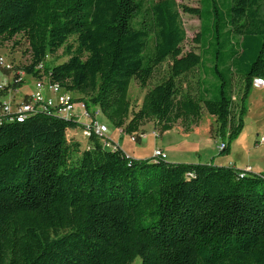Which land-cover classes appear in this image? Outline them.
<instances>
[{
    "label": "trees",
    "instance_id": "1",
    "mask_svg": "<svg viewBox=\"0 0 264 264\" xmlns=\"http://www.w3.org/2000/svg\"><path fill=\"white\" fill-rule=\"evenodd\" d=\"M197 2L181 8L199 21L198 53L182 51L175 0H0V44L21 36L24 75L77 94L73 104L131 136L148 122L187 134L205 112L228 155L253 80L264 81V0ZM59 50L66 61L47 66ZM166 62L132 113L131 83L145 89ZM13 78L5 91L23 85ZM82 128L0 117V264H264V176L135 160L93 136L81 148L66 132Z\"/></svg>",
    "mask_w": 264,
    "mask_h": 264
},
{
    "label": "rangeland",
    "instance_id": "2",
    "mask_svg": "<svg viewBox=\"0 0 264 264\" xmlns=\"http://www.w3.org/2000/svg\"><path fill=\"white\" fill-rule=\"evenodd\" d=\"M158 0H141V3L145 9ZM178 5V13L180 17L181 26L185 32V40L183 41L181 48L183 53L194 52L198 53L197 46L192 42L193 38L199 31V21L195 16L186 14L181 7L196 8L198 6L197 0H175ZM18 43V44H16ZM74 39H69L67 44H73ZM0 58H3L5 63H9L12 66V70H5L0 67V86L3 88V92L0 95V101L4 102L3 95L12 94L10 91H5V87L13 82V75L15 72H22V68L29 64V56L27 54V44L21 36H17L12 41L0 44ZM66 61V58L62 55V50L57 51L54 56H49L46 59L47 66L52 67L59 65ZM167 62L164 63L154 77L150 80L145 89H141L135 82H132L129 87L128 100L130 104V111L137 112L142 105V101L145 93L151 89L154 85L160 83L163 76L166 74ZM23 85L19 88L18 92L14 94V100L9 101L11 103L20 102L21 95L23 93H31L33 91V79L26 75L21 77ZM261 82L263 80L256 79ZM255 89L251 90L246 100V112L243 117V129L238 138L233 141L237 144L233 147L230 160L233 162L240 154V150L249 153V164L252 167L257 165L258 167H264V143H255L260 138H264V89L258 83H255ZM1 92V91H0ZM68 95L76 100L79 98L77 94L68 93ZM7 101V100H6ZM74 106H78L75 103ZM76 107L73 111L75 121L80 125H87L88 120L81 117L80 109ZM99 122L107 127V136L112 134L113 138H109L115 145L125 153H129L128 150L133 148H139V154L149 159L151 153L156 149L160 150L166 157V162L176 163H209L215 157H219L223 162L228 155H219L218 145L222 142L220 138L216 136V124L215 119L205 112L202 114L201 120L197 127H193V132L187 134L183 133L180 123H177L172 129L162 132L159 137H154L155 131L154 122H148L140 131L134 135L136 142L131 141V135L125 133H119V130L111 125L110 122L105 120L102 116L98 118ZM78 133V132H77ZM80 133V130H79ZM145 135L143 140H140L138 136ZM140 140V141H139ZM114 146L108 148L112 150ZM134 159V158H133ZM214 165V164H213ZM264 169V168H263ZM140 259L137 258L132 264H139Z\"/></svg>",
    "mask_w": 264,
    "mask_h": 264
},
{
    "label": "built area",
    "instance_id": "3",
    "mask_svg": "<svg viewBox=\"0 0 264 264\" xmlns=\"http://www.w3.org/2000/svg\"><path fill=\"white\" fill-rule=\"evenodd\" d=\"M0 67L5 70H12V66L9 63H5L3 58H0ZM37 70H40L42 73L43 67L39 65ZM14 75H17V82L22 81L21 77L24 76L22 72H15ZM13 75V77H14ZM33 91L31 94L26 95L23 100L16 103L11 102H1L0 101V117L6 118L9 121L21 122L27 117L35 116L39 114H45L48 116H55L62 119H75V116H72V111L74 108L73 99L68 95L67 92L63 91L56 84H49L45 76H42L41 79H33ZM0 91H3L2 86H0ZM81 117L88 120L87 125H82L83 128L80 129L81 136L88 140L91 136L99 140L102 146L105 149L114 146L112 151L118 149L117 146L112 144L107 136V127L100 123L98 118L101 117L99 109L93 108L90 111H86L82 104H78ZM119 133H123L121 129H118ZM154 137H159L158 132L153 133ZM144 135H140L139 138ZM131 141L135 142L136 138L134 135L131 136ZM264 139H259V144L263 143ZM225 148L224 144H219V151ZM152 160H165V155L160 150H155L152 153ZM245 173H249L250 169L247 168Z\"/></svg>",
    "mask_w": 264,
    "mask_h": 264
},
{
    "label": "crops",
    "instance_id": "4",
    "mask_svg": "<svg viewBox=\"0 0 264 264\" xmlns=\"http://www.w3.org/2000/svg\"><path fill=\"white\" fill-rule=\"evenodd\" d=\"M255 83H258L259 85H261L264 89V82H261L259 80H253V83H252V90L255 89ZM18 90L20 89H17V90H14V91H10L12 94H6V95H3L2 97L5 98V101L4 102H9L10 100L13 101L14 100V94H16L18 92ZM8 91V92H9ZM28 94H31V93H23L21 95V98H20V101L23 100V98L28 95ZM7 100V101H6ZM76 107L75 109L79 108V106H74ZM77 116L74 112H72V116ZM79 130L80 129H74V130H71V131H67L66 132V137L68 139H73L75 141H77L81 148H85L87 149L88 148V143H87V140H85L81 134L79 133ZM81 131V130H80ZM194 130H192L191 132H193ZM78 132V133H77ZM110 137L109 138H113L112 134L109 135ZM139 137V136H138ZM148 137V136H147ZM146 137V138H147ZM145 138V135L143 137L140 138V140H143ZM145 138V139H146ZM263 138V137H262ZM261 139V138H260ZM264 139V138H263ZM139 140V141H140ZM112 144L115 145V143L113 141H111ZM136 142V141H135ZM259 142L258 141H255V143ZM264 143V142H263ZM221 144V143H220ZM237 143L236 142H232V144L230 145V151H229V154L228 156L226 157V159L221 162L220 161V158L218 157H215L211 160V162L209 163H204V164H214L215 166H224V167H233L237 170H241L242 172H244L247 168L250 169V172L249 174H255V175H261V176H264V167L260 168L258 167L257 165H255V167H252L251 164H249V161H248V158H249V153L248 151L245 152L243 150H240V154L237 155L238 157L235 158V160L232 162L230 160L231 158V153H232V150H233V147L236 145ZM117 146V145H115ZM118 147V146H117ZM123 153L128 157V158H131V159H135V160H146L145 158L147 157H144V156H141V155H138L139 154V151L140 149L139 148H133V149H130L128 150L129 153H125V150H122ZM153 153V152H152ZM152 153H151V156H152ZM151 159V157L149 158ZM166 160V159H165ZM168 163H172V162H168ZM172 164H176V162H173ZM184 164H195V163H184ZM197 164V163H196Z\"/></svg>",
    "mask_w": 264,
    "mask_h": 264
}]
</instances>
